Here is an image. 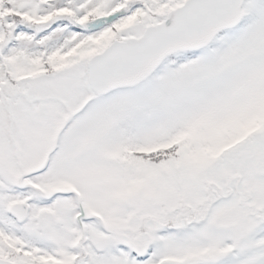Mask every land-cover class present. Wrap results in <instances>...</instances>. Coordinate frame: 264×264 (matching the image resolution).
Masks as SVG:
<instances>
[{
  "label": "snow or ice",
  "instance_id": "6c2138e0",
  "mask_svg": "<svg viewBox=\"0 0 264 264\" xmlns=\"http://www.w3.org/2000/svg\"><path fill=\"white\" fill-rule=\"evenodd\" d=\"M0 264H264V0H0Z\"/></svg>",
  "mask_w": 264,
  "mask_h": 264
}]
</instances>
